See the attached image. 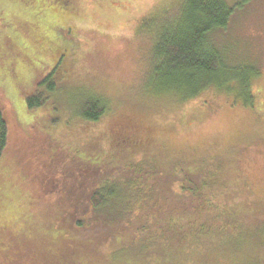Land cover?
Here are the masks:
<instances>
[{
	"label": "trees",
	"instance_id": "1",
	"mask_svg": "<svg viewBox=\"0 0 264 264\" xmlns=\"http://www.w3.org/2000/svg\"><path fill=\"white\" fill-rule=\"evenodd\" d=\"M0 1V264H264V192L230 188L245 189L230 150L250 137L181 144L177 127L202 92L230 93L231 109L260 103L257 69L227 63L216 42L248 0H175L174 17L132 0ZM93 16L149 42L137 93L160 124L57 77L77 63L70 21Z\"/></svg>",
	"mask_w": 264,
	"mask_h": 264
},
{
	"label": "rangeland",
	"instance_id": "2",
	"mask_svg": "<svg viewBox=\"0 0 264 264\" xmlns=\"http://www.w3.org/2000/svg\"><path fill=\"white\" fill-rule=\"evenodd\" d=\"M132 5L137 13L145 9L151 11L156 7L154 14L162 17H174L178 6L175 0H132ZM246 5L249 10L245 9L240 16L234 15L224 30L226 35L221 41L216 39V42L221 44V52L225 55L227 63H247L257 69L258 75L252 78L251 90L260 103H256L255 107L248 111L231 109L223 105L225 99L231 101L230 93L221 91L216 97H212L210 93L202 92L178 111V114L186 112L187 120L177 126L180 135L183 134L182 129L189 131L180 139L181 144H195V141L203 139L206 145H211L218 140L234 139L240 135L250 137L249 144L238 143L230 150L231 158L234 159L232 163L241 177V182L238 183L245 186L244 190L230 186L231 196L235 199L253 196L257 191L264 192V0H248ZM92 18L70 21L74 35L80 41V46L75 50L77 63L66 65L74 74L63 72L60 65L57 77L60 80L77 79V82L94 85L109 97L118 111L138 114L148 110V123L152 124L155 119L156 124H160L162 117L157 111L154 112V106L144 103L141 95L137 93L148 66L149 42L142 33L133 29L134 23H122L123 26L100 24L102 20L99 16ZM3 26L4 18L0 16V28ZM35 48L34 43L33 49ZM1 59H4L2 55ZM63 89L66 94H73V91L86 93L70 86ZM64 104L68 108L69 101L65 100ZM194 116V122L188 121L189 117L193 120ZM196 117H200V121L197 122ZM245 123L253 128L255 136L249 134L250 127L245 126ZM98 125V131L105 127L103 120ZM233 179L230 173L227 176L228 184L232 183Z\"/></svg>",
	"mask_w": 264,
	"mask_h": 264
}]
</instances>
